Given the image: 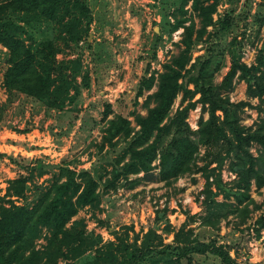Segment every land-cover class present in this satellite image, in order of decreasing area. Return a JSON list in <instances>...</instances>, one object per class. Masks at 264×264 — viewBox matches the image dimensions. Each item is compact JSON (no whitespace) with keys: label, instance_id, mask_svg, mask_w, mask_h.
I'll return each instance as SVG.
<instances>
[{"label":"rangeland","instance_id":"1","mask_svg":"<svg viewBox=\"0 0 264 264\" xmlns=\"http://www.w3.org/2000/svg\"><path fill=\"white\" fill-rule=\"evenodd\" d=\"M84 2L88 12L81 22L87 24V31L79 40L64 41L58 24L50 20L34 23L30 29L34 40L50 38L55 42L56 61L67 72L70 96L60 107L21 91L8 93L2 81L7 48L0 43V196L30 206L57 177L60 165L90 172L96 181V200L78 207L65 223L81 226L88 242L77 257H57L54 264H86L98 245L114 240L113 230L131 240L135 233L141 237L152 228L163 242H170L181 226L180 236L215 240L228 249L237 264H264V227L258 234L253 228L255 218L264 214V184L258 188L251 184L248 195L242 194L234 186L236 175L223 145L199 144L190 170L167 182L157 178L158 168L154 167L150 179L141 178L128 186L129 180L114 178V169L122 162L117 164L116 159L127 138L115 136L113 143L102 138L108 118L124 116L132 133L138 128L135 114H144L154 103L147 94L156 88L157 72L184 46L183 26L172 27L176 20H183L181 24L190 30L186 66L211 46L215 57L212 82L218 83L231 59L248 65L264 53V0H200L202 5L214 2L207 24L192 0L182 5L181 0ZM151 74L152 85L136 97L140 78ZM236 74L231 87L221 93L231 101L248 102L239 110V122L253 127L264 118V94L261 98L246 95L245 82ZM187 86L192 88L191 83ZM197 96L194 93L191 100ZM185 101L179 91L168 113ZM200 116L205 118L207 113L195 101L185 118L191 129L196 128ZM248 149L256 155L258 145L250 142ZM156 163L157 157L152 161ZM141 174L131 173L128 178ZM19 175L25 176L23 194L5 196L9 180ZM109 181H115V187L109 186ZM214 217H218L214 224L205 223ZM47 234L41 227L34 247H41ZM192 259L197 264H221L207 252H193ZM147 261L160 264L155 257Z\"/></svg>","mask_w":264,"mask_h":264},{"label":"trees","instance_id":"2","mask_svg":"<svg viewBox=\"0 0 264 264\" xmlns=\"http://www.w3.org/2000/svg\"><path fill=\"white\" fill-rule=\"evenodd\" d=\"M185 1L181 0V5ZM199 3L200 0H192V6L201 10L205 16L204 24H207L214 2ZM87 12L84 0H0V43L7 48V66L2 81L8 93L21 91L51 107H60L64 103L70 96L69 79L59 65L61 62L56 61V44L50 38L34 40L30 29L34 23L50 20L58 24L64 41L75 42L87 31V24L81 22ZM182 21L176 20L172 27L183 26L184 46L157 72L156 88L147 94L154 103L144 114L134 116L138 128L131 133L128 119L121 115L107 119L103 140L113 143L115 136L128 140L116 159L117 164L122 162L114 169V178L121 176L129 180L128 186H132L141 178L150 179L151 169L157 167V178L167 182L190 170L199 144L217 143L223 145L224 154L230 156V167L236 175L234 186L247 196L251 184L256 188L264 184V118L253 127L241 124L239 110L248 102L243 99L231 101L221 90L227 91L231 87V79L237 72V77L245 82L246 95L261 98L264 94V53H259L248 65L231 59L221 80L213 83L215 57L211 46L186 66L190 30L188 25L181 24ZM225 25L224 19L221 26ZM152 83V74L142 76L135 96ZM188 83L192 88L187 86ZM179 91L181 101H186L169 114ZM196 92L198 96L191 100ZM195 101L201 103L207 116H200L196 128L191 129L185 118ZM250 142L258 145L256 155L248 149ZM156 157L157 163L152 164ZM221 159L222 156L218 165ZM139 171H142L141 175L128 178L129 174ZM107 184L115 187V181ZM24 186L25 176L14 177L9 180L4 195H22ZM95 188L96 181L87 169L60 165L57 177L30 206L0 196V264H54L57 257L71 259L80 255L88 242L84 229L72 224L65 226V223L78 207L96 200ZM217 220L218 217L207 218L205 223L214 224ZM41 227L48 231L46 241L41 247H34V239L40 234ZM263 227L264 214H260L254 220L255 233ZM181 229L182 226L174 231L170 242H163L152 228L141 237L135 233L131 240L113 230L114 240L98 245L86 264H148L147 260L152 257L160 264H197L192 259L193 252L213 254L221 264H237L223 244L180 236Z\"/></svg>","mask_w":264,"mask_h":264}]
</instances>
